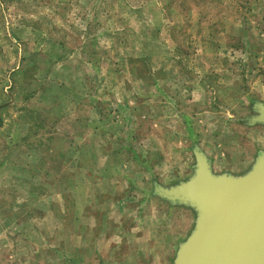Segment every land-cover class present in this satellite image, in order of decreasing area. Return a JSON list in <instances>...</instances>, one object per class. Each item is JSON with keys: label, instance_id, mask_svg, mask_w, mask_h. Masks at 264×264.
Segmentation results:
<instances>
[{"label": "rangeland", "instance_id": "obj_1", "mask_svg": "<svg viewBox=\"0 0 264 264\" xmlns=\"http://www.w3.org/2000/svg\"><path fill=\"white\" fill-rule=\"evenodd\" d=\"M111 102L134 107L135 115L160 109L164 133L182 131L188 152L167 148L161 155L166 186L193 174L195 147L223 163L253 158L264 143V126L251 120L264 103V0H0V195L19 186L14 163L36 159L15 147L26 129L38 130L34 121L104 115ZM69 125L61 122L59 130ZM62 142L54 139L57 171ZM36 156L45 163L43 150ZM142 158L138 172L160 159L151 152ZM102 188L90 183L73 194ZM45 226L35 235L43 264L46 256L55 262L61 256L42 247L53 240ZM63 237L56 233L55 245ZM93 238L91 246L106 245L100 233Z\"/></svg>", "mask_w": 264, "mask_h": 264}, {"label": "crops", "instance_id": "obj_2", "mask_svg": "<svg viewBox=\"0 0 264 264\" xmlns=\"http://www.w3.org/2000/svg\"><path fill=\"white\" fill-rule=\"evenodd\" d=\"M94 102L102 106V101ZM62 105L65 107L67 103ZM108 106L110 113L104 115L99 110L93 117L74 114L65 120L63 116L62 121L56 119L51 125L34 121L32 125L37 124L38 130L26 129L17 138L15 147L24 149L22 153L35 155L36 159L14 163L13 167H17L14 181L23 193H18L16 187L9 195H0V264H43L37 259L35 235L42 229L46 231V222L51 225L47 236L53 238L54 245L46 240L42 247L61 251V256L56 262L54 257L46 256L45 264H172L179 245L194 226L196 215L188 206L159 197L151 187L166 185L158 170L164 164L161 155L166 154L167 148L173 153L188 152L182 149V131L164 133L161 118L166 116L160 109L151 113L150 104L152 109L136 115L134 107L128 104L111 102ZM173 116L176 118V114ZM61 122H67L72 129L59 130ZM55 138L63 141L57 151L60 171L54 165ZM39 149L46 155L43 164L36 156ZM262 151L264 143L260 142L253 158L238 165L220 162L217 157L203 153L214 173L241 175ZM144 152L160 159L138 172L135 165L146 162L142 158ZM182 174L178 173L179 178ZM90 183L103 188L89 195L73 194ZM141 231H145V236ZM56 233L64 236L59 245H55ZM96 233L105 238V246L90 245ZM128 234L132 236V245H126ZM72 235L77 236L75 245L70 242ZM22 237L24 240L19 241ZM23 250L27 255L24 258Z\"/></svg>", "mask_w": 264, "mask_h": 264}, {"label": "water", "instance_id": "obj_3", "mask_svg": "<svg viewBox=\"0 0 264 264\" xmlns=\"http://www.w3.org/2000/svg\"><path fill=\"white\" fill-rule=\"evenodd\" d=\"M252 122L264 125V103ZM193 174L174 185H156L166 201L196 215L172 264H264V152L241 175L214 173L209 158L194 150Z\"/></svg>", "mask_w": 264, "mask_h": 264}]
</instances>
